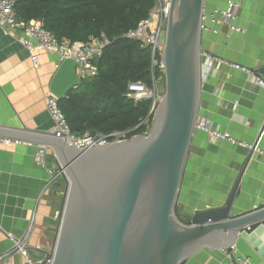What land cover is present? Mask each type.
Returning <instances> with one entry per match:
<instances>
[{
  "label": "water",
  "instance_id": "95a60500",
  "mask_svg": "<svg viewBox=\"0 0 264 264\" xmlns=\"http://www.w3.org/2000/svg\"><path fill=\"white\" fill-rule=\"evenodd\" d=\"M169 4L165 93L147 136L82 152L47 133L6 134L10 141L51 148L68 181L55 251H45L42 264H186L203 248L232 249L240 234L264 223V206L231 214L242 174L222 208L179 219V190L201 103L204 0ZM81 84L76 63L66 60L50 89L62 100Z\"/></svg>",
  "mask_w": 264,
  "mask_h": 264
},
{
  "label": "crops",
  "instance_id": "0c3cea01",
  "mask_svg": "<svg viewBox=\"0 0 264 264\" xmlns=\"http://www.w3.org/2000/svg\"><path fill=\"white\" fill-rule=\"evenodd\" d=\"M235 1L240 3L235 24L246 34H233L226 27L219 34L203 31L201 50L256 70L264 78V0ZM225 2L204 0V9L213 12L224 7ZM20 37L19 31L6 34L0 28V254L12 250L8 234L17 239L29 234L31 255L42 259L55 243L47 246L51 236L56 239L59 223L55 227V207L57 201L64 199L67 182L59 176L58 162L51 150L43 166L35 161L39 145L12 138L11 143L3 140L10 138L6 135L9 132L52 131L54 123L45 95L51 91L59 60L54 53H41V68L35 69ZM205 62L202 56V68ZM197 121H207L228 132L236 143L212 141L195 129L179 190V218L186 221L198 212L222 208L241 174L231 214L238 216L263 207L264 88L257 86L252 76L229 66H218L203 77ZM258 140V149H251ZM34 216L35 225L30 232ZM229 253L250 264H264V223L252 232L240 234ZM22 261V257L15 256V264ZM186 264L232 261L224 250L203 248L188 257Z\"/></svg>",
  "mask_w": 264,
  "mask_h": 264
},
{
  "label": "trees",
  "instance_id": "16d2710c",
  "mask_svg": "<svg viewBox=\"0 0 264 264\" xmlns=\"http://www.w3.org/2000/svg\"><path fill=\"white\" fill-rule=\"evenodd\" d=\"M15 2L22 19L42 22L58 40L65 39L71 44L89 43L92 39L107 42L101 57L96 60L98 76L83 81L60 100V107L74 134L124 132L137 128L147 119L152 102L136 103L127 95L130 83L152 86L151 49L139 40L128 38L127 34L148 18L154 0ZM155 74L165 83L161 71L156 69ZM146 130L142 126L136 134L143 135Z\"/></svg>",
  "mask_w": 264,
  "mask_h": 264
},
{
  "label": "built area",
  "instance_id": "2783aa9c",
  "mask_svg": "<svg viewBox=\"0 0 264 264\" xmlns=\"http://www.w3.org/2000/svg\"><path fill=\"white\" fill-rule=\"evenodd\" d=\"M154 1V8L151 10L148 18L142 21L137 28L131 29L127 34L128 38L139 40L144 44V46H148L151 49L153 70L152 86L149 87L148 85L140 82L130 83L128 85L127 95L136 103L145 100L152 102V107L147 119L144 120L137 128L124 132H114L109 135H76L72 132L67 118L60 107V99L52 91H48L45 95L46 107L54 123L53 129L49 133L50 135L58 139L66 140L70 146L85 152L95 147L106 148L116 143L129 141L133 137L139 136V134H136V131L142 126L147 129L143 135L147 136L149 134L152 129L151 117H154V114L161 104L165 93L162 77L158 78L155 74V70L157 69L162 73L164 71L162 54L165 47L166 29L170 9L169 0ZM239 7V2L235 0H226L224 7L216 8L213 12H206L204 9L202 30L219 34L221 29L226 27L233 34H246L245 29L235 24V21L237 20L236 11ZM0 28L6 34H12L14 31L21 32L19 41L28 51L32 65L37 70L41 68L40 54L49 52L58 56L59 64L57 68H59L66 60H73L77 65V75L82 82L92 80L98 76L96 60L101 57L107 44L106 40L92 39L89 43L78 44H71L65 39L58 40L54 34L45 29L41 22H27L22 19L17 12L15 0H0ZM228 36H230V34H228ZM202 56L206 59L204 68H202V80L204 76L210 75L216 67L224 65L252 76L255 80V84L264 88V78L260 76L258 71L242 67L214 54L206 53L201 50V57ZM196 129L205 133L212 141L227 140L229 142L236 143L235 138H233L228 132H223L218 128L212 127L207 121H197ZM3 141L11 143L10 140ZM250 148L253 149L254 146H250ZM256 149H258V145L255 147V150ZM50 150L52 151L49 147L38 146L35 153L36 163L45 166L47 164L46 159ZM54 157L56 158L55 154ZM58 166L60 170L59 176H63L66 182H68L59 162ZM59 215L61 220L62 211L58 213V216ZM35 219L36 216H34L31 220L30 232L33 230L35 225ZM28 235L22 239H17L11 234L7 235L13 243V247L12 250L0 254V264H15L14 258L17 255L22 257L23 261L21 264H42L44 262L46 258L45 256L42 259H35L31 255L27 239ZM231 250H234V247ZM54 251L55 243L48 253L54 254ZM224 251L226 252L227 257L232 261V264H250V262L245 258H233L229 253L230 250ZM46 264H53V260L47 261Z\"/></svg>",
  "mask_w": 264,
  "mask_h": 264
},
{
  "label": "rangeland",
  "instance_id": "374dc122",
  "mask_svg": "<svg viewBox=\"0 0 264 264\" xmlns=\"http://www.w3.org/2000/svg\"><path fill=\"white\" fill-rule=\"evenodd\" d=\"M162 86H163V84H162ZM63 202H64V199L62 201H57V203H56V207L55 208H56L57 213H56L55 227H57L58 223L60 222V215L58 216V213H60L62 211ZM54 241H55V236H51L47 246L51 245ZM41 257H43V256H41Z\"/></svg>",
  "mask_w": 264,
  "mask_h": 264
}]
</instances>
